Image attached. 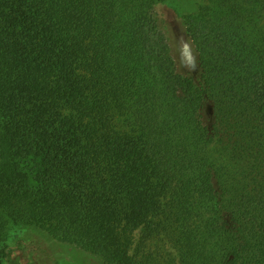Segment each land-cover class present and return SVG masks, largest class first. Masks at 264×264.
<instances>
[{"label":"trees","instance_id":"1","mask_svg":"<svg viewBox=\"0 0 264 264\" xmlns=\"http://www.w3.org/2000/svg\"><path fill=\"white\" fill-rule=\"evenodd\" d=\"M166 1L0 0V264L15 225L105 264H264V0H196L197 77Z\"/></svg>","mask_w":264,"mask_h":264},{"label":"rangeland","instance_id":"2","mask_svg":"<svg viewBox=\"0 0 264 264\" xmlns=\"http://www.w3.org/2000/svg\"><path fill=\"white\" fill-rule=\"evenodd\" d=\"M198 5L196 0H167L157 7L178 70L193 77L200 73L198 55L186 33L183 15L196 12ZM139 235L140 231L136 241ZM7 244L12 252L4 264H105L101 257L57 241L36 226H12Z\"/></svg>","mask_w":264,"mask_h":264}]
</instances>
